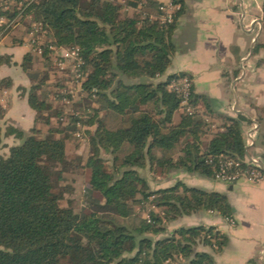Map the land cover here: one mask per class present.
Instances as JSON below:
<instances>
[{
    "label": "trees",
    "instance_id": "obj_1",
    "mask_svg": "<svg viewBox=\"0 0 264 264\" xmlns=\"http://www.w3.org/2000/svg\"><path fill=\"white\" fill-rule=\"evenodd\" d=\"M185 2L173 0L180 9L171 23L151 19L161 14L160 0H124L135 10L133 17L122 15V6L113 0H30L8 12L10 22L20 14L33 15L47 32L51 40L41 46L47 63L53 59L51 45L79 48L86 73L83 92L95 105L84 123L95 130L89 133L92 154L81 166L87 173L84 205L76 210L63 206V192L55 190L56 176L62 174L55 168L71 166L64 139L54 135L57 130L38 137L34 128L26 135L13 125L3 129L0 122V143L11 136L20 141L0 157V264H214L198 244L222 247L226 236L201 225L167 235V224L201 211L230 219L234 212L228 198L180 181L151 190L138 172L184 171L215 180L222 157H249L244 115L224 118L221 130L206 142L204 116L210 112H201L199 104L211 110L210 99L196 94L192 83L195 113L177 115L182 98L169 86L185 74L156 81L172 66L176 46L171 35ZM33 59L29 53L21 64L30 79L37 77L31 72ZM4 63L9 57H0ZM40 87L33 85L27 97L36 118L47 108ZM78 120L72 116L70 124ZM67 128L76 130L75 125ZM102 151L110 156V167L99 160ZM152 196L160 211L135 218L134 205ZM74 239L83 240L81 249L70 244Z\"/></svg>",
    "mask_w": 264,
    "mask_h": 264
},
{
    "label": "crops",
    "instance_id": "obj_2",
    "mask_svg": "<svg viewBox=\"0 0 264 264\" xmlns=\"http://www.w3.org/2000/svg\"><path fill=\"white\" fill-rule=\"evenodd\" d=\"M263 8L264 0H186L171 35L176 46L172 66L156 81L188 74L195 93L210 99L211 110L203 102L199 107L205 114L210 112L212 120L222 125L226 117L244 115L248 121L242 125V134L249 158H257L264 166ZM15 32L0 41V57H9V64L0 65V81L12 82L11 87L0 88V122L2 128L13 125L25 131L35 126L37 116L27 99L32 79L21 66L31 49L10 40L22 36ZM173 177L225 195L234 215L233 222L211 211L185 215L167 224L168 235L181 227H215L227 243L214 248L199 243L197 247L214 264H264V180L224 183L184 171Z\"/></svg>",
    "mask_w": 264,
    "mask_h": 264
},
{
    "label": "rangeland",
    "instance_id": "obj_3",
    "mask_svg": "<svg viewBox=\"0 0 264 264\" xmlns=\"http://www.w3.org/2000/svg\"><path fill=\"white\" fill-rule=\"evenodd\" d=\"M28 1L30 0H27V2ZM87 1L88 0H83L84 3ZM113 1L122 6V15H128L129 17L134 16L135 10L125 7L124 0ZM10 4H13L11 11H13L15 7L21 9L22 6L16 5L17 3L15 2ZM9 26L10 27L5 30H0V41L4 36L15 31L22 34L21 37H10V40L19 44L26 43L31 49L30 53L33 52L35 59L32 61L31 72H34L37 77L32 79V86L40 84L41 87L38 94L41 100L45 101L47 107L39 113L40 116L36 118V123L33 128L36 129L38 137L47 136L53 129L57 130L54 135L64 139L66 153L71 162V166H69L68 169H62L60 167L55 168L56 172H62L59 179H57L56 176L57 189L55 190L63 192V206H73L76 210H79L84 205L81 201V195L83 189L87 185V173L81 168V166L87 162L89 156L92 154L89 146V133H93L95 130V125H88L87 123H84V121L90 119L92 114L89 111L92 109V106L95 105H93L88 95L83 92L82 83L76 78L74 62H65L63 67L60 68L55 56H52L53 59L50 60V62L47 63L45 61V56H42L43 52L40 53L39 51L40 49L42 51L41 46L51 39L46 31L41 30L40 23L35 20L33 15L26 14V16L23 17V15L20 14V16L13 21V24H10ZM37 28H41V31L37 30ZM180 77L190 78V75L185 74L179 76V78ZM190 79L192 80V78ZM0 88H9V86L4 82L0 84ZM199 110L201 111V109ZM89 113L91 115H89ZM179 114H182V112L177 111V115ZM72 116H74V118H79L77 123L70 124ZM204 117L205 122L209 127L207 138H205V141L207 142L211 133L221 130V124L212 120L209 116ZM73 125H75L76 130H69L67 128V126L70 128ZM33 128L24 129L25 134L31 135ZM68 136H72V138H69ZM19 142L20 141L14 139L13 136L3 137L0 144V156L6 154V150L9 149V146H14ZM4 146L5 148H2ZM99 160L104 162L108 167L111 166L110 156L103 151L99 156ZM138 172L139 175L146 180L151 190L166 189L174 186L177 181H180V178L173 177V174L177 171L171 172L168 175H162L156 171L151 172L146 168L138 170ZM246 180L249 179L246 178ZM184 181V179H181L180 182L184 186H188ZM249 181L258 183L262 180ZM182 189L183 188H181V190ZM154 199L155 196H152L149 202L135 204V218L147 219L149 218V211H160V208L153 202ZM81 243H83V240L80 239L70 241V244L74 246L73 248H75V250L81 249ZM66 259L67 257L63 259L64 262Z\"/></svg>",
    "mask_w": 264,
    "mask_h": 264
},
{
    "label": "built area",
    "instance_id": "obj_4",
    "mask_svg": "<svg viewBox=\"0 0 264 264\" xmlns=\"http://www.w3.org/2000/svg\"><path fill=\"white\" fill-rule=\"evenodd\" d=\"M27 0H0V30H5L13 24L9 21L8 12H11L13 4L23 5ZM180 9V6L175 5L173 0H165L161 2L158 16H151V19L161 23H171L174 20L175 13ZM41 29V28H40ZM37 28V30H40ZM42 30V29H41ZM40 30V31H41ZM51 54L58 60L59 67H63L65 62H74L76 78L83 83L86 78V73L83 70V59L80 50L77 47H56L49 46ZM42 52L41 49L39 51ZM192 80L187 77H178L170 83V89L182 98L179 107L180 112L192 115L195 113V108L190 104ZM79 124V123H78ZM251 139V135H248ZM249 179L252 181L264 180V166L257 158H246L244 160L234 159L230 157H222L216 170L215 180L224 183H234L241 179ZM233 222L232 219H229ZM181 259V258H180Z\"/></svg>",
    "mask_w": 264,
    "mask_h": 264
}]
</instances>
